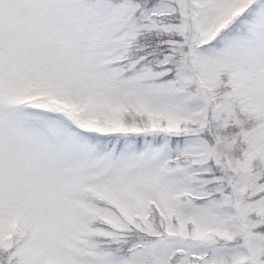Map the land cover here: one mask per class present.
I'll return each mask as SVG.
<instances>
[{"label":"snow or ice","instance_id":"1","mask_svg":"<svg viewBox=\"0 0 264 264\" xmlns=\"http://www.w3.org/2000/svg\"><path fill=\"white\" fill-rule=\"evenodd\" d=\"M0 264H264V0H0Z\"/></svg>","mask_w":264,"mask_h":264}]
</instances>
